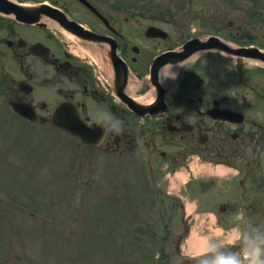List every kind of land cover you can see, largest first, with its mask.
I'll return each mask as SVG.
<instances>
[{
  "label": "rangeland",
  "instance_id": "obj_1",
  "mask_svg": "<svg viewBox=\"0 0 264 264\" xmlns=\"http://www.w3.org/2000/svg\"><path fill=\"white\" fill-rule=\"evenodd\" d=\"M116 2L123 11L131 6L151 9L161 20H172L174 32L191 29V35H201L215 29L216 35L225 39L241 33L246 41L264 48V0ZM125 15L118 16L123 26ZM28 35L35 40L40 34ZM2 56L8 58L15 71L20 69L13 54ZM210 73L203 78L213 80L214 70ZM241 75L258 94L239 82ZM3 77L4 73L0 74V264H181L175 248L178 235L186 231L188 224L181 202L166 201L164 194L148 187L149 167L142 159H149L145 136L136 131L135 156L127 158L124 166L101 152L88 153V148L86 151L64 132L54 131L50 124L24 125L16 119L9 106V84ZM216 93L246 95L257 108L256 119L264 120V72L256 63L216 57ZM153 166L160 171L159 162ZM155 178L163 179V174L155 172ZM169 180L164 177V184L169 185ZM210 183L214 196L222 198L216 195V182ZM154 186L156 189V182ZM229 201L235 205L246 203ZM219 202L215 199L212 207L217 213ZM210 203L205 199L206 205ZM256 204V212L247 204L240 213L251 222L248 233L258 231L264 235V201Z\"/></svg>",
  "mask_w": 264,
  "mask_h": 264
},
{
  "label": "flooded vegetation",
  "instance_id": "obj_2",
  "mask_svg": "<svg viewBox=\"0 0 264 264\" xmlns=\"http://www.w3.org/2000/svg\"><path fill=\"white\" fill-rule=\"evenodd\" d=\"M76 1L71 0L74 4L80 3L75 8H65L85 23L86 14L94 21L93 24L87 22L90 24H87L88 29L94 35L84 36L90 39L82 40L86 51H81L63 38L60 32L59 35H53L40 28H36L40 34L38 39H30L28 33L25 34L26 37L9 33V40L0 42L8 52L15 53L20 59V69L16 71L18 78H13L16 72L10 61L1 72L4 73L3 80L10 79L12 82V97L20 96L23 101L32 103L36 112L46 117H50L54 109L62 103L72 104L89 125L102 123L107 131L105 147L107 146L108 151L117 150L120 157L124 156L134 142L131 131H152L150 144L155 145L157 141H161L163 147L169 149L171 154L166 157L171 161L178 160L182 155L176 153L178 142L185 145L187 151L198 147L216 151V155L222 156L237 147L234 142L252 140V129L225 131L229 126H234L210 117L211 110L224 106L221 102L216 103V96L205 98L203 95L194 94L198 92L199 84H196L197 80L193 75L191 80L186 79L189 74L188 67L184 69L183 87L189 91L184 93L182 89L174 96H170L168 92L177 80L172 76L169 67L160 62L157 70L152 72L157 57L172 52L188 41L184 40V34H174L166 30V33L155 32L152 34L154 37H150L146 31L141 32L139 27H145L140 24V17L132 21L134 29L129 31L118 21L116 10L109 9L103 2L91 0L96 9L94 12ZM39 42L51 48L49 56H44V50L41 56L33 54V46ZM113 47L116 48L118 57L129 66L131 73L125 71L124 65L117 61L116 52H112ZM97 59H101L102 63L104 60L110 62L113 83ZM38 66L50 70H39ZM17 81L23 82L21 90L16 85ZM156 83L164 89V94L162 91L158 92ZM49 87L53 88L48 89ZM151 91H155L154 99L141 104V99ZM127 96L145 108H131L126 103ZM164 100L167 104L166 111L155 116L156 111L163 110ZM149 110L151 112L145 117L139 118L140 113ZM137 118L144 120L143 127L140 124L135 125ZM204 133L207 134L206 144H202L203 137H200Z\"/></svg>",
  "mask_w": 264,
  "mask_h": 264
},
{
  "label": "clouds",
  "instance_id": "obj_3",
  "mask_svg": "<svg viewBox=\"0 0 264 264\" xmlns=\"http://www.w3.org/2000/svg\"><path fill=\"white\" fill-rule=\"evenodd\" d=\"M230 264H264V235H254L249 238L241 255H230ZM210 264H223L219 258H213Z\"/></svg>",
  "mask_w": 264,
  "mask_h": 264
},
{
  "label": "water",
  "instance_id": "obj_4",
  "mask_svg": "<svg viewBox=\"0 0 264 264\" xmlns=\"http://www.w3.org/2000/svg\"><path fill=\"white\" fill-rule=\"evenodd\" d=\"M10 6H12V9L11 11L13 13H15L18 17L19 20H26L25 19V15H24V12L23 9L17 5H14L10 2H8ZM38 19V17H35L34 19L30 20L31 22H34ZM247 54V53H246ZM256 53H252V55H255ZM248 55V54H247ZM261 58L264 59V56L261 55ZM21 106H19L17 109L20 110ZM21 111V110H20ZM70 127V126H69ZM69 127H66L67 129H69ZM72 133L76 134V135H79L80 137H82L84 140H86L85 138L87 137V131H71Z\"/></svg>",
  "mask_w": 264,
  "mask_h": 264
},
{
  "label": "bare ground",
  "instance_id": "obj_5",
  "mask_svg": "<svg viewBox=\"0 0 264 264\" xmlns=\"http://www.w3.org/2000/svg\"><path fill=\"white\" fill-rule=\"evenodd\" d=\"M218 172L221 174H224L226 172L225 169H218ZM205 246V244H203L202 242L196 241L194 242L193 245H191V249L194 251H201V248L203 249Z\"/></svg>",
  "mask_w": 264,
  "mask_h": 264
}]
</instances>
